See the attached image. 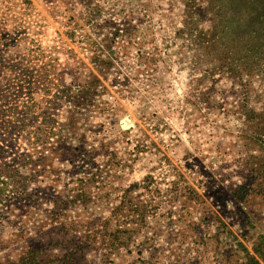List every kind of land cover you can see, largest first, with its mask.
I'll list each match as a JSON object with an SVG mask.
<instances>
[{
  "label": "rangeland",
  "instance_id": "1",
  "mask_svg": "<svg viewBox=\"0 0 264 264\" xmlns=\"http://www.w3.org/2000/svg\"><path fill=\"white\" fill-rule=\"evenodd\" d=\"M227 8L0 0V166L32 164L0 264H264V58L226 70L200 45Z\"/></svg>",
  "mask_w": 264,
  "mask_h": 264
},
{
  "label": "trees",
  "instance_id": "2",
  "mask_svg": "<svg viewBox=\"0 0 264 264\" xmlns=\"http://www.w3.org/2000/svg\"><path fill=\"white\" fill-rule=\"evenodd\" d=\"M227 1V9L230 11L228 18H226L223 24L212 25L208 31V40H205L204 38L205 41H202L200 45L201 49L205 51L208 57L209 55H211V59L215 61L228 59V61L226 60L227 64L225 65V69L235 71L243 68V66L248 67L247 61L249 56L256 55L264 58V0ZM236 25H242V31L244 32H242L243 34L240 39L239 37L237 39L238 44L240 40L242 41L240 48H237L236 51H233V43L235 42L236 38L232 30L237 29ZM182 32L185 31L182 30ZM21 71L23 72H21L20 74L21 77L19 81L21 86L19 85L20 88L18 89L19 95H28V99L32 103V105H23L22 110H18L17 108L14 109L16 111L15 114H21L22 118H20L19 120L18 118H15L16 122H14V126L12 127V129L24 130L31 127L28 121L24 123L25 120H30L31 118L29 117V109L32 108V106L36 107L37 105L35 102H33L32 99L34 88H32L33 83L31 77L25 79V77L22 76V74L27 75L28 73L32 75V73L24 70ZM10 74H13V70L10 72ZM42 91L44 95L47 94L46 88ZM0 129L3 128L0 127ZM50 131V128L46 127L44 130H41L40 135H36V133H34V136L32 138H34V141H36V143H40L41 146L44 147L46 145V141L49 139ZM28 134H31V132H28ZM29 139L30 138H28V140ZM36 143H34L35 146L37 145ZM6 156L7 151L1 149L0 160H4ZM39 162L45 164L47 162V159L40 158ZM34 163L35 162H33V164ZM4 165L5 164H3V166H0V226L7 217L6 213L10 211V208L8 206L10 203L9 201L17 193H19L18 197L22 198V196L25 194V189L27 188L25 179L27 178L29 173H32V168H29V166L32 167V164L26 160L17 162L16 165L18 167L16 166L10 168L9 166ZM23 168L25 169L24 171L28 173V175H26L25 177H23V175L21 174V171L22 173L24 172ZM257 253L261 257L264 254V250L257 251ZM34 258L35 257L30 255L28 257V262L30 263L34 261Z\"/></svg>",
  "mask_w": 264,
  "mask_h": 264
}]
</instances>
